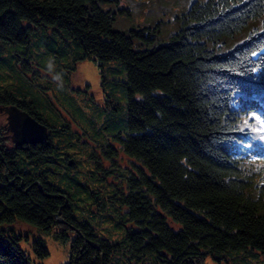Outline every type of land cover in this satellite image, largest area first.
<instances>
[{"label":"trees","instance_id":"16d2710c","mask_svg":"<svg viewBox=\"0 0 264 264\" xmlns=\"http://www.w3.org/2000/svg\"><path fill=\"white\" fill-rule=\"evenodd\" d=\"M124 1L0 0V42L27 45L50 28L74 44V62L121 64L127 93L125 131L113 144L71 142L68 122L53 125L22 92L0 90V264H30L18 219L62 243L72 237L66 264L264 254V0ZM144 10H165L181 25L116 28ZM24 115L46 127L45 143L19 147L14 126ZM80 175L94 187L91 206L124 210L121 237H101L85 219L93 209L64 182ZM31 248L37 259L48 255L39 236Z\"/></svg>","mask_w":264,"mask_h":264},{"label":"rangeland","instance_id":"374dc122","mask_svg":"<svg viewBox=\"0 0 264 264\" xmlns=\"http://www.w3.org/2000/svg\"><path fill=\"white\" fill-rule=\"evenodd\" d=\"M125 4L127 3L121 0V5ZM146 12L144 10L133 20L124 14V20L116 28L126 29L133 25L151 28L154 23L164 21L166 24L162 30L172 31L181 21L166 17L165 10L155 11L154 15H147ZM75 55L76 49L71 40L50 28L34 31L27 45L1 41L0 90L22 92L28 101L35 103L39 112L52 115L53 125H60L61 121L68 122L73 133L71 142L109 140L114 144L113 136L117 135V130L125 131L123 111L127 104V93L122 86L126 81L125 70L116 61L104 65L102 69L91 60L74 62ZM4 115L0 112V123L6 124ZM72 150L77 151V148ZM79 156L83 161L81 167L86 168V155ZM121 157L123 159L119 164L124 167L127 165V158ZM82 177L80 175L77 180L64 182H68L69 192L77 199L80 207L93 209L95 215L85 219L101 237H121L127 225L124 210L118 209L117 203H106L101 210L91 206L87 194L94 187L84 182ZM78 212L79 209L75 208L76 215ZM13 227L15 231L29 236L28 240L22 239L19 243L21 249L30 257V264L68 262L72 237L62 243L55 240L52 234H45L19 219L14 222ZM36 236L44 239L46 243L48 255L43 259H37L31 248V241ZM205 264H264V254L252 255L244 251L214 254L208 256Z\"/></svg>","mask_w":264,"mask_h":264},{"label":"water","instance_id":"95a60500","mask_svg":"<svg viewBox=\"0 0 264 264\" xmlns=\"http://www.w3.org/2000/svg\"><path fill=\"white\" fill-rule=\"evenodd\" d=\"M11 118L12 115H9V123ZM14 128L17 131L15 137L19 140V147L22 145L35 146L46 142V127L30 115H24L15 121Z\"/></svg>","mask_w":264,"mask_h":264}]
</instances>
